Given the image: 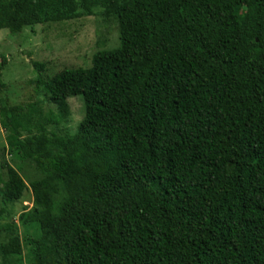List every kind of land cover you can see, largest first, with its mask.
I'll return each instance as SVG.
<instances>
[{
  "label": "trees",
  "instance_id": "trees-1",
  "mask_svg": "<svg viewBox=\"0 0 264 264\" xmlns=\"http://www.w3.org/2000/svg\"><path fill=\"white\" fill-rule=\"evenodd\" d=\"M87 15L117 44L85 67L43 75L54 111L40 130L0 118L8 155L0 200L29 189L19 237L0 255L26 264H264V0H0V29ZM5 57L0 53V70ZM1 86V83H0ZM82 116L59 134L66 98Z\"/></svg>",
  "mask_w": 264,
  "mask_h": 264
},
{
  "label": "rangeland",
  "instance_id": "rangeland-1",
  "mask_svg": "<svg viewBox=\"0 0 264 264\" xmlns=\"http://www.w3.org/2000/svg\"><path fill=\"white\" fill-rule=\"evenodd\" d=\"M112 20L99 15H87L68 20L36 23L10 33L0 29V53L5 57L0 70V97L8 106V123L21 136L36 134L40 127L32 105L41 102V112L54 111V105L46 101L47 94L41 88L31 61L44 64L41 73L50 75L64 67H85L96 49H109L117 44ZM69 108L67 120L59 127L45 125L46 130L59 134L74 132L82 116V103L78 95L66 98ZM3 121L0 118V177L5 179V163L15 167L27 185L37 176L28 161L18 162L6 150ZM32 206L31 194L27 189L17 200H0V244L16 233L20 237L23 229L17 222L21 211ZM27 247L20 254L3 258L0 264H26Z\"/></svg>",
  "mask_w": 264,
  "mask_h": 264
}]
</instances>
